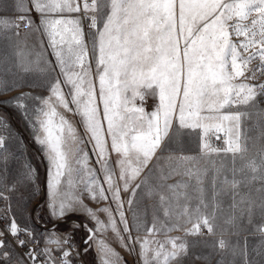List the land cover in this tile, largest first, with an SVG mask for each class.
<instances>
[{
  "label": "snow or ice",
  "instance_id": "obj_1",
  "mask_svg": "<svg viewBox=\"0 0 264 264\" xmlns=\"http://www.w3.org/2000/svg\"><path fill=\"white\" fill-rule=\"evenodd\" d=\"M15 6L24 15L0 18V37L11 41L5 33L19 36L22 27L40 34L41 50L29 66L23 61L20 66L25 72L34 66L43 74L40 85L29 86H41L47 95L24 93L8 103L29 122L47 161L50 215L59 220L85 212L95 227L76 226L87 229L86 244L98 245L101 264L123 262L97 233L110 230L130 251L139 245L141 264H173L187 255V241L168 235L174 230L186 236L202 235V228L213 233L215 213L201 211L209 207L203 195L190 211L192 197L180 191L190 185L183 179L166 183L174 175L194 177L195 190L203 193L199 185L208 169L196 166L210 154L224 153L226 159L231 153L233 163L231 169L223 164L216 169L213 201L224 186L236 189L250 183L245 168L259 169L264 181V159L235 167L238 154L243 160L247 152L241 120L248 112L240 106L255 109L258 97L264 98V0H16ZM45 53L52 59H45ZM15 87L0 82L4 92ZM148 96L155 99L150 111L145 107ZM66 114L78 118L75 124ZM0 127H8L3 117ZM193 136L199 140V156L168 149ZM5 141L0 135V150H6ZM164 151L169 154L157 155ZM25 168V178L34 182L35 169L30 164ZM14 189L15 184L8 187ZM257 191L264 192V186ZM138 192L159 197L164 220L154 212L149 226L147 211L135 207ZM84 193L105 206L88 208ZM0 199L7 201L8 196L0 191ZM174 215L176 222L171 223ZM181 218L191 227L181 229ZM20 233L39 242L32 229L10 218L0 230V264H25L24 257L31 264H57L47 246L29 248L13 261L7 236L24 248L29 241L20 239ZM160 234L166 239H157ZM70 241V234L62 238L55 232L44 238L60 253L59 264H71ZM219 246L225 247L223 239Z\"/></svg>",
  "mask_w": 264,
  "mask_h": 264
},
{
  "label": "rangeland",
  "instance_id": "obj_2",
  "mask_svg": "<svg viewBox=\"0 0 264 264\" xmlns=\"http://www.w3.org/2000/svg\"><path fill=\"white\" fill-rule=\"evenodd\" d=\"M15 3L16 0H0V10L2 11L9 4L12 5V10L3 11V16L0 18L15 20L20 15H24V13L16 9ZM31 16L33 19L37 18L35 12H32ZM24 28L28 27H22L21 29ZM85 28L87 30L86 24ZM45 58L52 59L47 53H45ZM42 79L43 74L41 72L25 75L23 80L21 78L18 80L6 78L7 87L12 88L13 84L18 85V87L7 91L4 97L0 96V117H3L8 124L7 129L0 127V135L6 137V150H0V191H3L8 196V200H5L8 208L10 205L8 221L14 217L19 225L32 229L36 240L42 245L41 248L50 247L53 253L55 252V245H46L44 238L53 232L61 234L62 238L64 235L70 234V243L74 246L72 247V252L76 254V264H79L77 252L80 241H84V243H81V248H84V252L82 251L80 259L86 264H101L98 245L92 241L86 244L85 240L89 236L87 229L76 226L79 223L81 225L86 224L88 228L95 227L94 222L85 212L77 210L68 213L63 219L59 220L54 219L50 215L47 203V161L40 146L34 139L29 122L16 107L8 103L13 98L24 93L41 96L47 95L43 87L29 86L40 85ZM258 100L260 102L255 109H247L246 106H240L241 110L248 112L241 120L242 140L245 143L247 152L244 154L245 158L243 160L239 158L238 154L235 161L237 169L243 167L248 161L254 160L259 164L264 159V98L258 97ZM154 103L155 99L152 96L146 97V110H152ZM66 115L75 124L78 118L72 114ZM198 145L199 140L195 136L192 138L184 137L182 145L171 143L168 145V149L175 153H179L182 149L184 155L199 156L200 150ZM168 154V151L157 153L158 156H167ZM231 156L232 154L229 153L225 159L224 153H213L200 160L196 167H206L208 169L207 175L203 178L202 185H199L203 187V193L195 190L197 181L194 177L188 178L174 175L166 181L167 184H176L183 179L190 185L187 189H180L181 192H187L192 197L188 201L190 211L199 203L198 197L203 195L205 203L209 207L206 210L201 208V211L215 213V220L212 221L213 233L211 234L206 228L201 229L202 235L186 236L183 230H174L168 234L172 237H181L188 243L187 255L174 261L173 264H264V208L261 207L262 201H264V192L257 191V189L264 186V181L259 179L261 175L260 170L257 169L256 172H253L250 168H245V174L249 177L250 183L247 185L242 184L236 189L224 186V190L217 194L215 201H213L212 178L217 175L216 169L220 168L221 164L225 166V169L233 167ZM5 157L7 158L6 161ZM153 163H155V158ZM26 164H30L35 169L34 182L26 179L24 176ZM149 167H152V165H149ZM145 174H147V169L145 170ZM224 174L229 179H232L231 171H226ZM241 175L239 171L236 173L238 179ZM253 176L257 177V179H251ZM222 179L223 175L217 178L216 187L218 189L221 187L220 181ZM151 182L155 183L154 180ZM13 184H15V189L8 191V187ZM165 194L167 195V192ZM82 198L84 204L93 210L105 206L104 202H93L88 198L87 193H84ZM179 203L183 205L185 203L184 199L181 198ZM135 207H138L141 211H147L146 219L149 226L151 225L154 212L161 220H164L163 213L159 210L158 196L147 197L138 192V201ZM176 211L178 212L180 209L177 208ZM99 215L101 220H106L103 213ZM54 221L61 224L48 229L46 227L47 224ZM175 222L176 217L174 215L171 223ZM179 224L181 225V229L191 227V225L185 224L184 218L179 220ZM133 234L135 235V232ZM142 235L143 232H141ZM97 237L105 240L118 253L123 264H141L139 245H135V251H130L121 244L117 236L110 230L103 235L97 233ZM9 238L7 237L11 245L9 251L12 254L11 259L14 261L20 254L15 250ZM156 238L161 241L166 239L163 234L158 235ZM221 239L225 241V247L223 248L219 246Z\"/></svg>",
  "mask_w": 264,
  "mask_h": 264
},
{
  "label": "crops",
  "instance_id": "obj_3",
  "mask_svg": "<svg viewBox=\"0 0 264 264\" xmlns=\"http://www.w3.org/2000/svg\"><path fill=\"white\" fill-rule=\"evenodd\" d=\"M12 5L9 4L3 11H11ZM3 11L0 10V17L3 16ZM19 36H14L12 31L6 32L5 36H12V40L9 41L3 37H0V82L8 84L6 78H12L14 80L22 79L25 75H31L34 73H40L38 69L31 71H23L21 62L25 66H29V62L35 59L34 53L40 51V34L33 31L30 28H24L19 30ZM45 58V57H44ZM46 59V58H45ZM11 88V87H9ZM7 92L0 90V96L4 97ZM54 224H61L54 221L47 226H54ZM81 237V236H80ZM77 256L79 258V264H86L80 259L81 254V241L78 243Z\"/></svg>",
  "mask_w": 264,
  "mask_h": 264
},
{
  "label": "built area",
  "instance_id": "obj_4",
  "mask_svg": "<svg viewBox=\"0 0 264 264\" xmlns=\"http://www.w3.org/2000/svg\"><path fill=\"white\" fill-rule=\"evenodd\" d=\"M214 144L215 145H218V146H221V141L219 140H214ZM0 217H7V219H0V230H4L8 224V218H9V211H8V206L6 205L5 203V200L3 199H0ZM53 226H48L47 228L48 229H51ZM9 238V236H7ZM19 238L20 239H24L26 241H29L28 244L24 247V248H21L16 242L15 240L10 236L9 240H11V242L13 243L14 245V248L15 250H17V252L20 254V256H23V254L29 249V248H34L36 251H40L42 248V245L39 244V243H33L28 236L24 235V234H19ZM81 243H84L81 242ZM67 247V246H66ZM69 251L71 252V256H70V260H71V264H76V259H75V256L76 254H74L72 252V247L69 248ZM80 251H84V248H81ZM54 255L57 256V264H59V256H60V253L57 252L55 250L54 252ZM25 259V262H27V264H31V262L28 260L27 257H24ZM43 257H38V261L39 260H42Z\"/></svg>",
  "mask_w": 264,
  "mask_h": 264
},
{
  "label": "trees",
  "instance_id": "obj_5",
  "mask_svg": "<svg viewBox=\"0 0 264 264\" xmlns=\"http://www.w3.org/2000/svg\"><path fill=\"white\" fill-rule=\"evenodd\" d=\"M56 226H57V224H54L53 228L56 227Z\"/></svg>",
  "mask_w": 264,
  "mask_h": 264
},
{
  "label": "water",
  "instance_id": "obj_6",
  "mask_svg": "<svg viewBox=\"0 0 264 264\" xmlns=\"http://www.w3.org/2000/svg\"><path fill=\"white\" fill-rule=\"evenodd\" d=\"M46 227H48V226H46Z\"/></svg>",
  "mask_w": 264,
  "mask_h": 264
}]
</instances>
